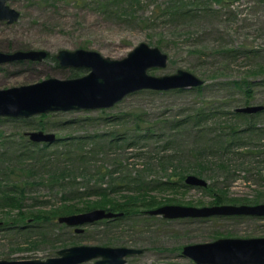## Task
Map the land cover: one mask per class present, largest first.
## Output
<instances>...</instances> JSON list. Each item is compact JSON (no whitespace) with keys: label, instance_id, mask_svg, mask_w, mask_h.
I'll return each mask as SVG.
<instances>
[{"label":"rangeland","instance_id":"374dc122","mask_svg":"<svg viewBox=\"0 0 264 264\" xmlns=\"http://www.w3.org/2000/svg\"><path fill=\"white\" fill-rule=\"evenodd\" d=\"M101 1L8 0L7 4L19 11V17L10 23L0 20V51L43 49L47 56L41 61L0 64V89L88 72L84 67L60 66L55 56L60 49L84 48L120 59L141 42L157 47L167 56L165 66L150 67L148 74H173L182 69L204 82L190 88H143L128 93L109 108L50 111L43 120H39L40 114L30 116V120L1 117L0 166L11 165L14 172H7L6 177L23 185L25 192L20 199L21 212L0 206V259L44 260L57 256L61 248L84 244L142 249L141 253L128 255L124 264H195L182 255L183 246L221 237L264 236L263 217L165 218L147 213L166 204L200 207L264 203V146L261 147L264 135L252 141L245 139L243 145H235L234 140L226 149L225 144L220 146L214 141L219 138L218 133L227 129L226 125L245 126L248 119L264 134V110L253 112L255 116L232 113L236 107L264 105V0H138L132 9L130 0L123 3V9L115 3L104 6ZM175 7L182 14H171ZM186 118L199 125L187 131L170 130L165 126ZM162 125L166 128L162 129ZM136 126L140 129L148 126L156 129L157 126V132L163 135L157 141L155 137L145 140V146L125 144L111 150L115 153L109 155L121 160L126 168H132V175L144 161L141 152L147 150L148 145L152 148L156 145L157 154L171 153L173 163L180 162L188 168L185 176L197 175L206 185L187 184L182 188L151 192L139 199L142 207L136 208L145 210V214L141 212L119 222L102 220L83 224L81 232L59 222L57 217L137 201L127 193L92 195L70 200L61 207V211L70 208L80 211L53 215L50 220L33 218L31 214L43 217L57 209L53 206L60 205V192L50 190L32 175L25 176L21 167L30 161L18 158L27 148L28 136L24 132L44 130L55 133L56 138L99 134L102 136L99 140L104 141L117 130L121 132ZM165 143L171 148L161 150ZM209 143L216 147L202 151ZM38 145L42 146L43 142ZM109 147L107 144L104 148ZM60 149L62 144L50 145L45 153L57 154ZM194 149L200 154L196 160ZM98 157H103L101 161L104 159L101 154ZM195 161L203 167L201 175L191 171ZM103 163L108 169L113 166L110 161ZM172 170L170 165L166 171L172 174ZM159 174L166 176L164 172ZM152 175L148 174L154 177ZM4 177L5 174H0V185L5 182L1 180ZM94 262L95 259H90L80 264Z\"/></svg>","mask_w":264,"mask_h":264},{"label":"water","instance_id":"95a60500","mask_svg":"<svg viewBox=\"0 0 264 264\" xmlns=\"http://www.w3.org/2000/svg\"><path fill=\"white\" fill-rule=\"evenodd\" d=\"M0 0V20L13 22L19 11ZM47 56L43 49L0 51V64L12 61H41ZM60 66L88 69L83 75L70 78L48 77L40 81L0 89V117H30L50 111L71 109L109 108L130 92L143 89H179L197 87L203 79L178 69L173 74L151 75L150 67L166 65V54L157 47L141 42L120 59L102 56L98 51L84 48L60 49L56 53ZM264 109V105H245L235 111L253 113ZM33 142L51 143L55 133L31 130L25 133ZM184 182L188 185H206V181L194 174H187ZM149 214L165 218L207 217L212 215L252 214L264 215V203L258 204H217L209 206H186L166 204L147 210ZM105 208L65 214L57 217L59 222L81 232L83 224L121 216ZM142 249L126 246L72 245L61 248L57 256L41 259L7 260L0 264H80L95 259L94 264H124L128 255L141 253ZM182 255L195 264H264V236L221 237L208 242L183 246Z\"/></svg>","mask_w":264,"mask_h":264},{"label":"trees","instance_id":"16d2710c","mask_svg":"<svg viewBox=\"0 0 264 264\" xmlns=\"http://www.w3.org/2000/svg\"><path fill=\"white\" fill-rule=\"evenodd\" d=\"M136 1L138 2V0H130V9H132V6L134 5V3H136ZM124 2L127 1H101L104 6L111 3H115L116 5L119 4L120 9H123L122 6ZM179 10L180 9H177V7H175L171 14L177 12H179V14H182V11ZM116 11L117 9H114V13H116ZM232 113L235 116H255L254 113L246 114L237 112L235 111V109ZM257 113L259 112H256L255 114ZM46 116H48L47 113H42L38 116V118L39 120H43ZM18 118H21L23 120H30L29 117ZM118 118H120V116H118ZM248 120L249 121L247 122V124L241 127L239 123H231L226 125L225 128L227 129L224 132L220 134L218 133L216 135V137L219 138H215V144L218 143L220 146L222 144H225L223 148H227L230 144L234 143V140L237 141L236 143H234L235 145H243L245 143V139H249L252 141L264 135L260 128H257L255 126V123L252 122L251 119ZM196 123L193 124L190 118H186L174 123L172 122L169 125L165 124V126L170 130L178 129L181 131H187L193 129L191 127H196L199 125ZM39 124L40 128L44 127L41 121L39 122ZM165 126L162 125L161 128L164 129L166 128ZM140 128L141 127L136 126L134 129H122L121 132H118L117 130L116 133H112L111 135L109 134L110 136L107 135V138L104 141L99 140L100 137H102L99 134H85L74 136L71 135L65 138L57 137L52 143L43 142L42 146H39L38 143L31 141L28 137L27 148L23 151V153L19 154L18 158L29 159L28 162H30L29 164L22 166L21 169L26 173V177L32 175L35 178H38L41 182L47 184L50 190H57L58 192H60L59 199L61 202L59 206H53V208L57 209L53 210L50 213H47L46 215H43V217L37 213L31 214L33 215V218L50 220L51 218H53V215L56 216L61 213L80 211L74 208H70L67 211H61V207H63L64 204L67 205V202H69L70 200H81L92 195L106 196L116 193H127L133 200L137 202H123L120 204H116L113 208L110 207L109 210H118L123 214L113 219H103V221L105 220L104 222H119V220L125 217L132 218L134 215L141 212H144L143 214H145V210H136V208L142 207L139 199H141L143 196H146L147 194L154 191L159 192L166 189L186 187L187 184L184 183V177L188 168L182 166L180 162L177 164L173 163L172 159L174 156L171 155V153H167L165 155L157 154L159 149H157L156 145L154 148L148 145V149L144 152H141V154L144 153V161L141 163V167L136 170V173L134 175H132L131 173L132 168H126L121 160H116L114 159L113 155H109L110 152L115 153V151L111 150L120 148L125 144L137 145L138 143H142V146H145V140H148L151 137H155V141H157L158 138H161L163 135V133L160 135L157 132V126L156 129L154 126H148L143 129ZM199 128L200 126L197 127V129ZM24 136L25 135L22 133L21 137ZM133 138L135 139L133 140ZM60 144H62V149H60L57 154L46 155L45 150L48 149V146H57ZM107 144L110 147L104 148ZM167 144L168 143H165L163 146L161 145V150L171 148ZM215 144L209 143V145H204L205 148L201 149H203L202 151H204V149L206 148L216 147ZM261 145V147L264 146V144ZM196 150L197 149H194L192 151L195 160L200 155L195 152ZM149 152H153L154 154H150ZM205 152L201 155H204ZM263 152L264 151H262V153ZM98 154L104 156V159H102V161L101 158L103 157H98ZM156 156H158L157 159H155ZM108 160L113 163V166L109 169L103 163H109ZM190 162L191 161H188L187 163L191 164ZM193 164L195 165L191 168V171L195 174L201 175L203 171L201 163H199V161L198 163H196L195 161ZM170 165L173 169L172 174L167 173L166 171L167 167ZM10 166V164L6 165V167L0 166V174H5V177L1 178V180L5 182L0 185L2 187L0 188V206L17 208L20 211L22 207L20 199L22 198L21 195L24 194L25 189L23 185L13 183L12 180H9V177H6L7 172H14L11 171ZM160 172H164V174H167L166 176H162L159 174ZM148 174H154L152 175L154 177H150L148 176Z\"/></svg>","mask_w":264,"mask_h":264},{"label":"flooded vegetation","instance_id":"af4514ba","mask_svg":"<svg viewBox=\"0 0 264 264\" xmlns=\"http://www.w3.org/2000/svg\"><path fill=\"white\" fill-rule=\"evenodd\" d=\"M263 110H261L260 112H262ZM263 179H264V177H263ZM215 205H217V204H215ZM212 216H221V215H212ZM222 216H231V217L253 216V217H263L264 218V215H252V214H239V215L234 214V215H222ZM199 218H203V217H199ZM111 219H113V218H111ZM99 221H101V220H99ZM235 237L247 238V237H257V236L256 235H254V236L247 235V236H235Z\"/></svg>","mask_w":264,"mask_h":264}]
</instances>
